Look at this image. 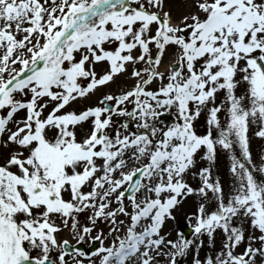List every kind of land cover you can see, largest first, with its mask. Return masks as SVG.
Here are the masks:
<instances>
[{"label": "snow or ice", "instance_id": "obj_1", "mask_svg": "<svg viewBox=\"0 0 264 264\" xmlns=\"http://www.w3.org/2000/svg\"><path fill=\"white\" fill-rule=\"evenodd\" d=\"M184 2L0 0V264H264V0Z\"/></svg>", "mask_w": 264, "mask_h": 264}, {"label": "rangeland", "instance_id": "obj_2", "mask_svg": "<svg viewBox=\"0 0 264 264\" xmlns=\"http://www.w3.org/2000/svg\"><path fill=\"white\" fill-rule=\"evenodd\" d=\"M165 8L166 10L171 11L173 16H179L182 12L186 10L184 0H165ZM170 56H171V52L165 54L164 57L165 64L169 61ZM103 67L104 65H98L97 71L99 72ZM131 83L132 82L126 78V74L118 76L116 78V81L113 84L109 85L107 89L104 88L99 89L96 95L89 96L85 103L86 104L94 103L96 96H98L101 92L107 91L109 89L115 90L117 86H127L130 85ZM79 102L82 101L78 100L75 104ZM71 106L73 105H69V108ZM204 126L205 125H204L203 117H201L200 121L197 123V127L203 128ZM249 136H250V148L253 154V158L258 160L259 154L264 152V141L254 138L251 132L249 133ZM202 166H207V162H204V165ZM214 174L219 175L222 181L226 185L230 183L231 178L227 172L226 159L221 153H219V151H218L216 165L214 168ZM258 178H259V174H258ZM191 209H192L191 200L185 201L183 204L177 207L173 212V215L176 217V219L167 221L166 224L164 225V231L172 232L174 234L177 229L180 230L181 225L186 224L187 213L190 212ZM83 219L84 218L81 217L82 222ZM57 238L58 239L67 238L73 240L71 235L66 231L58 233Z\"/></svg>", "mask_w": 264, "mask_h": 264}, {"label": "water", "instance_id": "obj_3", "mask_svg": "<svg viewBox=\"0 0 264 264\" xmlns=\"http://www.w3.org/2000/svg\"><path fill=\"white\" fill-rule=\"evenodd\" d=\"M188 228H187V225H185L184 227H183V232H185V233H188Z\"/></svg>", "mask_w": 264, "mask_h": 264}, {"label": "flooded vegetation", "instance_id": "obj_4", "mask_svg": "<svg viewBox=\"0 0 264 264\" xmlns=\"http://www.w3.org/2000/svg\"><path fill=\"white\" fill-rule=\"evenodd\" d=\"M79 108H81V107H78L77 109H79ZM94 234H95V233H93V235H94ZM85 243L88 244V245L90 244V243L87 242V241H86ZM92 243L94 244L95 242H92ZM92 243H91V244H92Z\"/></svg>", "mask_w": 264, "mask_h": 264}]
</instances>
